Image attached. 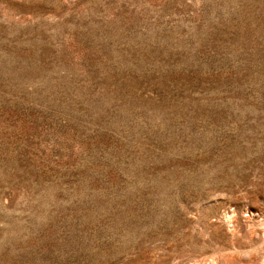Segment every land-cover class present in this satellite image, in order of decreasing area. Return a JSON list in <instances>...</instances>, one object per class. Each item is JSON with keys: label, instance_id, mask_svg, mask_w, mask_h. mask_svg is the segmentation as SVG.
<instances>
[{"label": "rangeland", "instance_id": "374dc122", "mask_svg": "<svg viewBox=\"0 0 264 264\" xmlns=\"http://www.w3.org/2000/svg\"><path fill=\"white\" fill-rule=\"evenodd\" d=\"M0 264H264V0H0Z\"/></svg>", "mask_w": 264, "mask_h": 264}]
</instances>
